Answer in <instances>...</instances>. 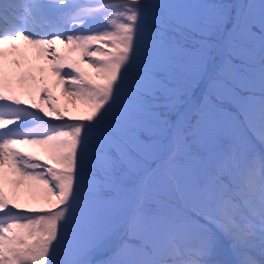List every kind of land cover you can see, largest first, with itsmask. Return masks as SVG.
I'll use <instances>...</instances> for the list:
<instances>
[{
  "label": "snow or ice",
  "instance_id": "1",
  "mask_svg": "<svg viewBox=\"0 0 264 264\" xmlns=\"http://www.w3.org/2000/svg\"><path fill=\"white\" fill-rule=\"evenodd\" d=\"M103 236L102 264H264V0H0V264Z\"/></svg>",
  "mask_w": 264,
  "mask_h": 264
},
{
  "label": "rangeland",
  "instance_id": "2",
  "mask_svg": "<svg viewBox=\"0 0 264 264\" xmlns=\"http://www.w3.org/2000/svg\"><path fill=\"white\" fill-rule=\"evenodd\" d=\"M59 47L63 50V48H64V46L63 45H59ZM34 63L35 64H37V65H39L40 67H43V68H45V69H47V67H48V61L47 60H44L43 58H34ZM83 68H84V70L86 71V72H89V73H91V72H93L94 70L89 66V64L87 63V62H83L82 63V65H81ZM49 75V77H50V84H51V80L52 79H54L53 77H51L50 76V74H48ZM53 92H54V94L57 96V97H59L60 99H59V103H60V105L63 107V106H67L68 108H69V110H70V112L72 113V114H74V115H78V114H80L79 113V111H78V105H79V102H77V105L76 106H74V104L66 97V96H64L63 94H62V91H61V86L60 85H54L53 86ZM106 237H108V236H103V237H101V241L104 239V238H106ZM110 237V236H109ZM186 243H195V240H194V238L193 239H189V240H187V241H185ZM101 256H103V257H101L102 259H101V261L100 262H98V264H102V262L104 261V259L106 258V253L105 254H103V255H101ZM100 259V258H99Z\"/></svg>",
  "mask_w": 264,
  "mask_h": 264
},
{
  "label": "trees",
  "instance_id": "3",
  "mask_svg": "<svg viewBox=\"0 0 264 264\" xmlns=\"http://www.w3.org/2000/svg\"><path fill=\"white\" fill-rule=\"evenodd\" d=\"M195 38L198 39V37H195ZM188 39L191 40V39H193V37L190 35V36L188 37ZM100 261H101V260H99V262H100Z\"/></svg>",
  "mask_w": 264,
  "mask_h": 264
}]
</instances>
